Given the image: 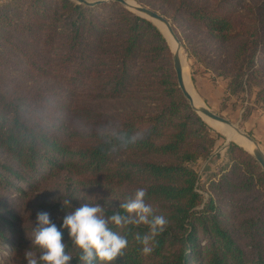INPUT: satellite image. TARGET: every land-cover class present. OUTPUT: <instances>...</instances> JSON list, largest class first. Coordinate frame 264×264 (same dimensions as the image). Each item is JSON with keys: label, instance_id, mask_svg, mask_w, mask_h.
Segmentation results:
<instances>
[{"label": "trees", "instance_id": "1", "mask_svg": "<svg viewBox=\"0 0 264 264\" xmlns=\"http://www.w3.org/2000/svg\"><path fill=\"white\" fill-rule=\"evenodd\" d=\"M135 1L169 19L187 57L230 93L257 88L264 110V0ZM221 139L182 95L149 20L115 2L0 3V243L10 248L0 264H25L37 211L57 224L64 215L59 199L34 193L55 189L78 207L82 191L115 208L138 187L167 224L147 254L135 239L147 227L130 228L113 264H264L257 161L229 142L204 183L193 167Z\"/></svg>", "mask_w": 264, "mask_h": 264}, {"label": "clouds", "instance_id": "2", "mask_svg": "<svg viewBox=\"0 0 264 264\" xmlns=\"http://www.w3.org/2000/svg\"><path fill=\"white\" fill-rule=\"evenodd\" d=\"M104 139L115 135L108 125L101 130ZM59 193V192H58ZM147 190L138 187L130 198L110 208L106 200L97 202L100 197L86 195L81 191L84 202L72 206V198L61 194L52 197L59 199L64 215L59 224L48 210H39L32 222L30 246L24 250L25 264H72L73 252L67 249L71 241L73 251L80 264H113L128 244V231L137 226H146L147 232L135 234L142 245L144 254L152 251L151 241L165 230L167 219L155 215L152 206L146 202Z\"/></svg>", "mask_w": 264, "mask_h": 264}, {"label": "rangeland", "instance_id": "3", "mask_svg": "<svg viewBox=\"0 0 264 264\" xmlns=\"http://www.w3.org/2000/svg\"><path fill=\"white\" fill-rule=\"evenodd\" d=\"M4 1L5 0H0V3ZM88 1H92V0H88ZM182 50L184 52L183 46H182ZM184 55L188 63L192 87L197 94L198 93L200 94L201 92L200 89L201 87H204V84L206 82L207 83L212 82L213 85H215L216 82H219L225 86L223 94L218 100V105L210 107L206 102L203 103L211 111L229 120L242 132L248 134L252 139H254L258 143L260 149L264 152V110L256 99L257 88L246 87L245 90L243 89L242 91H238L236 93H230V91H228L227 89V84H228L227 79L216 76L212 72L204 69V67L194 58H188L185 52ZM192 68L195 69L196 71V73L193 76H192V71H193ZM211 129L215 132H218L213 128ZM220 135L223 137V139L219 141L218 146H216L211 150L208 157L204 159H199L193 164V167L197 171L201 183H204L205 179L210 174H213L217 170V167L219 165L225 162V159L223 157V151L225 149V146L229 142H227V139L222 134ZM58 191L60 192L59 189ZM53 192H55V189H53L52 191L46 189L39 193H34L32 195V198L52 201ZM0 246L3 249V252L0 251V254L2 255L6 254V250L10 249L8 245L3 243H0Z\"/></svg>", "mask_w": 264, "mask_h": 264}, {"label": "water", "instance_id": "4", "mask_svg": "<svg viewBox=\"0 0 264 264\" xmlns=\"http://www.w3.org/2000/svg\"><path fill=\"white\" fill-rule=\"evenodd\" d=\"M71 2H74L76 4L83 5L85 7H92L96 6L102 3H109V2H115L126 8L127 10L131 11L132 13L149 20L159 31L160 29L155 25L154 22H157L161 24L165 30H166V35H164L161 31L160 33L163 35L165 38L169 49L172 54V64H173V69L175 73V78L176 82L178 85V88L180 89L182 95L188 102V104L191 106L192 110L203 120L202 116L218 122L228 128H230L231 131L234 133L244 137L247 141L251 142L254 147L252 148L251 151H247L251 156L257 161L259 166L261 167L262 171L264 172V152L260 149L258 143L252 139L248 134L242 132L238 127H236L234 124H232L229 120L223 118L222 116L214 113L211 111L205 104L200 107H195L193 105L192 97L188 90L186 89L185 83H184V78H183V66H182V61L181 57L179 54L180 49L182 48L180 41L178 40L176 34L174 33L170 21L164 17L163 15L159 14L156 11H153L152 9L142 6L135 1L132 0V3H128L127 0H68ZM172 39L174 41V44L171 45L168 42V39ZM204 121V120H203ZM227 142H230V140H227Z\"/></svg>", "mask_w": 264, "mask_h": 264}, {"label": "bare ground", "instance_id": "5", "mask_svg": "<svg viewBox=\"0 0 264 264\" xmlns=\"http://www.w3.org/2000/svg\"><path fill=\"white\" fill-rule=\"evenodd\" d=\"M127 1H128V3H132V0H127ZM154 23L160 29V31L164 35H166L165 28L157 22H154ZM168 42L171 45L174 44V41L170 38L168 39ZM179 54H180L182 66H183L184 83H185L186 89L188 90V92L190 93V95L192 97L193 105L197 108L200 106H203L204 105L203 102L201 101V99H199V96L197 95V93L194 91V89L192 87L188 63H187V60H186V57L184 55L182 48L180 49ZM202 118L206 122L207 125H209L214 130L218 131L227 140H230L231 142H234L235 144L241 146L244 150L251 151L252 148L254 147V145L251 142L247 141L244 137L234 133L233 131L230 130V128H228V127H226V126H224L218 122L212 121V120H210L204 116H202Z\"/></svg>", "mask_w": 264, "mask_h": 264}, {"label": "crops", "instance_id": "6", "mask_svg": "<svg viewBox=\"0 0 264 264\" xmlns=\"http://www.w3.org/2000/svg\"><path fill=\"white\" fill-rule=\"evenodd\" d=\"M224 85L216 82L215 85L213 83H205L204 87H201L199 99H201L202 102H206L210 107H213L215 105H218V100L222 96L224 91ZM204 104V103H203Z\"/></svg>", "mask_w": 264, "mask_h": 264}]
</instances>
